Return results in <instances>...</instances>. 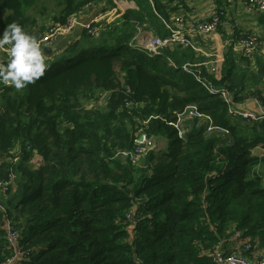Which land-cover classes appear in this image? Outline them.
Instances as JSON below:
<instances>
[{
	"label": "trees",
	"instance_id": "trees-1",
	"mask_svg": "<svg viewBox=\"0 0 264 264\" xmlns=\"http://www.w3.org/2000/svg\"><path fill=\"white\" fill-rule=\"evenodd\" d=\"M39 1L0 0L1 33L15 21L40 41ZM135 1L138 8L99 37L83 29L46 57L50 67L35 83L22 90L0 84V183L17 176L0 193V264L16 252L8 248L7 223L21 233L22 256L13 264H214L217 245L234 239L239 249L232 253L264 250V172L257 170L264 165V123L229 115L255 100L264 105V56L251 70L250 58L229 51L218 73L202 67L198 79L195 67L190 74L182 68L195 64L192 48H165L161 54L185 79L174 93L123 51L147 56L132 47L137 29L146 25L165 38L162 19L175 1L154 0L156 11L148 0ZM104 2L105 11L115 6L56 0L54 25ZM190 75L195 85H187ZM81 98L94 106L87 109ZM191 105L204 117L181 122V137L170 123ZM204 118L229 130L227 139L208 133ZM140 133L166 141L165 149L156 146L135 162L125 153Z\"/></svg>",
	"mask_w": 264,
	"mask_h": 264
},
{
	"label": "built area",
	"instance_id": "built-area-1",
	"mask_svg": "<svg viewBox=\"0 0 264 264\" xmlns=\"http://www.w3.org/2000/svg\"><path fill=\"white\" fill-rule=\"evenodd\" d=\"M150 5H153L154 0H148ZM167 1V0H163ZM232 1V0H230ZM81 13L76 16L71 17L66 24L55 25L51 26L52 28L47 29L45 34L41 37L39 43L42 47H46L49 45H54L60 40L61 38L70 35L73 31L77 28L78 24L80 23L81 15L85 13V9L89 10L91 5H86ZM245 6L248 12L258 11L261 15H264V0H247L245 1ZM222 11L215 9L213 10L211 16L207 18L206 21H195L191 27L185 31L186 22L182 17H175L172 20H163L166 29L169 31V35L165 38H161L158 36L152 37L149 41H147L146 47L142 48V50L147 54L149 58H152L154 54L158 53L159 51L169 48L171 46H187L188 48L191 47L195 52L202 54L208 62L205 63L207 66V70L210 73L216 74L218 73L221 68L222 64L225 62L224 57L221 58L216 53L205 52L201 47L194 44L193 41L190 40L189 37L200 34V35H212L217 32L219 27L222 25ZM224 17V16H223ZM107 17L103 18H95L94 21L83 24V28L87 31V33L93 37L97 38L101 35V33L106 30L109 23L112 21H106ZM176 26L178 28H176ZM1 33V30H0ZM230 38L228 41L227 47H231L234 52L238 53L240 56L246 58L249 57L251 60L254 59V55L261 54L264 56V39L260 36L252 34V33H245V34H237L235 30L230 31ZM138 38V34L134 37L135 41ZM4 52L3 50H0ZM6 55L7 53L4 52ZM0 63H3V56L0 57ZM194 64H188L183 67V71L187 72L188 74L191 73V67ZM196 78L201 79L198 75H195ZM212 92V91H211ZM229 115H231L234 119H243L244 122H252L254 124L264 123V112L259 114L254 113L252 111L246 110L239 111L236 109H230ZM178 120L176 122L170 123L172 127H175L179 131V135L181 137L185 136L184 134L186 131L182 130L181 122L186 119L191 118H199L203 119L204 116L198 111L196 105H191L190 107L186 108L184 112L177 114ZM208 121H211L210 118H204ZM216 131L218 134L224 136V134L228 135L229 130L219 128L213 124L211 121L210 126L208 127V133ZM137 146L136 148L131 151L130 153H125V155H131L132 159L136 162L141 158L146 157L150 150L155 149L157 146V140H148L147 136L143 133H140L139 138L136 140ZM17 181V176L15 173H10V180L6 181L5 183H0V193H6L10 190V188L14 185ZM1 210L4 211V208L1 207ZM8 229V248L14 249L15 255L8 260L7 264H13L17 258L22 256V252L18 249L21 233L18 232L11 223H7ZM242 235L236 234L235 237H241ZM250 247H246V251H249ZM214 264H264L263 260H254L250 259L247 256L241 255V253H232L227 255L224 252L223 246L221 244L217 245V248L214 252Z\"/></svg>",
	"mask_w": 264,
	"mask_h": 264
},
{
	"label": "crops",
	"instance_id": "crops-1",
	"mask_svg": "<svg viewBox=\"0 0 264 264\" xmlns=\"http://www.w3.org/2000/svg\"><path fill=\"white\" fill-rule=\"evenodd\" d=\"M160 1H163V0H160ZM174 1H175V3H173L174 5H171L170 8H168V10L171 11L168 21L172 20L175 17H182L184 21L186 22L185 31H187L191 27V25L195 23V21H206L207 18L211 16L213 9L214 10L219 9L220 11H222V14H223L222 16H225L224 17L225 20L223 21L224 22L223 26H220L216 33L212 35H208V36L195 34L189 37L190 40L194 42V44L201 47L207 53L208 52H211V53L218 52V54L219 53L221 54L223 51L225 55V53L227 52L229 53L230 51L235 56L239 55L238 53L234 52L231 47H228L229 49L227 48V45H228L227 43L230 38L229 36L230 32H228L226 28L229 27L230 25L235 28V32L237 34H240V33L245 34L246 31L248 33L253 32L255 33V35L262 36L263 38L262 37L261 38L264 39V23L260 20V18H262V15L258 11L248 12L245 6L246 0H232V1L230 0H174ZM42 2H45L43 6L41 7L40 6L41 4H39L38 8L35 7L34 10H38V13H39V12H43L41 10L42 8L46 9L48 7L49 8L47 10L48 14L45 15L44 17L48 15H52L53 17L55 14H57V10L58 11L60 10V8L55 5L56 0H43ZM49 3L53 5H49ZM113 3L115 5L114 8L111 10H107V11L104 10L105 7H108V4L106 2H104L103 4H95V6L93 5V7L89 8V10L85 9V13L81 15L80 23L78 24L77 28L73 31L72 34L67 35L61 38L60 40H58V42L56 43L57 46L54 44L55 45L54 47L56 49L53 53L55 54L58 53L59 47H62L60 43H63L65 40L68 43H70V41L77 40V37L83 33V29H84L83 24L92 22L95 20V18H98V17L103 18L105 16L109 18V20L111 19L110 21L115 22L127 12H131L132 10H134V8H138V5H136L135 0H113ZM153 6L155 10L154 3H153ZM39 7L41 9H39ZM52 7H53V10H52ZM245 12L253 13V14L256 13L258 14V17L250 18L248 20L242 21V24H243L242 27H240L238 24H235L229 19L231 17H234L235 19L237 18L239 20V18L240 19L241 17L243 18V14ZM115 14H117L116 18H115ZM110 16H112V18H110ZM236 22L238 23L239 21H236ZM143 26L146 27V25H143ZM236 26L240 27V29ZM144 27H141V28H144ZM176 28L178 27L176 26ZM168 34H169V31H168ZM172 47L177 48V50H180V48L185 49V50H180L181 52L182 51L186 52L187 50H191L190 49L191 47L188 48L187 46L177 45V46H172ZM158 53L154 54V57ZM194 53H195V64L193 65V67H195L194 68L195 74L199 76V73H201L202 67H206V69H208L205 64L208 62V60L202 54L195 52V51ZM45 57H49V55H46ZM167 60L170 63L175 65L173 60H169V59ZM260 105L261 104L257 100H255L252 103L248 104L247 107L244 109L246 110L248 109V110H251L257 113L264 112V110L260 108ZM188 122L191 123L192 120ZM248 134L252 135L253 133H251V130H250L248 131ZM218 136H219L218 138L221 139V141L227 139V137L221 136V134H218ZM159 141H164V140H159ZM222 246H223L224 251H227L230 253L238 251L239 249L238 241L236 239L230 242H227L225 244H222ZM240 252H243V251L240 250ZM249 258L250 259L252 258L254 260H263L264 250H257L256 252L252 253L251 257Z\"/></svg>",
	"mask_w": 264,
	"mask_h": 264
},
{
	"label": "clouds",
	"instance_id": "clouds-1",
	"mask_svg": "<svg viewBox=\"0 0 264 264\" xmlns=\"http://www.w3.org/2000/svg\"><path fill=\"white\" fill-rule=\"evenodd\" d=\"M0 50L7 53L0 63V84L22 90L41 78L50 67L38 39L13 21L0 33Z\"/></svg>",
	"mask_w": 264,
	"mask_h": 264
},
{
	"label": "rangeland",
	"instance_id": "rangeland-1",
	"mask_svg": "<svg viewBox=\"0 0 264 264\" xmlns=\"http://www.w3.org/2000/svg\"><path fill=\"white\" fill-rule=\"evenodd\" d=\"M44 3L45 2L39 1L38 5L41 4L40 6L42 7ZM49 5H53V4L49 3ZM152 7L154 8V6H152ZM48 9H49L48 7L46 9L42 8L41 10L43 12H39V13H42V14L39 15L38 22H39L40 28L41 29L44 28L43 34H45V30L46 29L52 28L51 26H55L54 25L55 23L52 20V15H48V16L44 17L45 15L48 14V11H47ZM52 10H53V7H52ZM57 13H58V10H57ZM116 15L117 14H115V18H116ZM224 17L222 16V19H221L222 22L225 20ZM255 17H258V14L245 12L243 14V18L241 17V19L239 18V20L237 18L235 19L234 17H231L229 19L232 22H234L235 24H238L240 27H242V25H243L242 21L248 20L250 18H255ZM110 18H112V16H110ZM110 20H109V18L106 19V21H110ZM236 21H239V22L237 23ZM223 23H222L221 26H223ZM113 24H114V21L112 23H109V25H111V26ZM236 27H238V26H236ZM240 27H238V28L240 29ZM226 29L228 30V32H230L231 30H235V28L232 27L231 25L229 27H227ZM136 33H138V38L135 41L136 43L132 44V47H136V48H140V46L145 48L146 44H147V41H149L152 37L156 36V35H153V33H152V35H151V33H148L145 30V27L144 28H141V27L138 28ZM251 33H253V32H251ZM253 34H255V33H253ZM260 37H262V36H260ZM138 44H140V45H138ZM123 53H126L128 58L131 61L135 62L136 64L141 65L142 67H144L151 75H154L158 79L166 82L169 85L170 89H172V88H177L178 89L179 82L180 83H182V82L185 83V79H182V74H183L182 71L178 70V67L176 65L170 63L167 60V58L164 56V54H161L162 51H161V53L159 52L155 57L153 56L152 58H148L144 53L139 52L136 49H125L123 51ZM213 53L218 54V52H213ZM218 56L223 58L225 56L224 52L222 51V53L221 54L219 53ZM254 57L255 58L252 60L253 66L251 67V70H255L254 61L259 57V54H258V56L255 54ZM247 58H249V57H247ZM185 78L188 79V81H189V83L187 85H190V84L195 85L194 84V79L195 78H193V76H191V75L190 76H185ZM171 91L174 92V93H178V90H175V89H172ZM81 100L83 102V105H85V107L87 109H89L90 107L94 106V102L90 103L88 99L81 98ZM260 108L262 110H264V105H260ZM249 111H251V110H249ZM191 120H192V118H191ZM200 123H202L201 119H200ZM200 125H198V126H200ZM245 126H246L245 132L248 133V131L252 130V128H250L251 125L246 123ZM157 147H159V149H165L166 141H159V139H157ZM262 154H263V158H264V150L262 151ZM257 170H259V172H264V165L262 164V165L258 166Z\"/></svg>",
	"mask_w": 264,
	"mask_h": 264
},
{
	"label": "water",
	"instance_id": "water-1",
	"mask_svg": "<svg viewBox=\"0 0 264 264\" xmlns=\"http://www.w3.org/2000/svg\"><path fill=\"white\" fill-rule=\"evenodd\" d=\"M61 44V46L62 47H65V46H68L69 44H68V42L65 40L63 43H60ZM55 45H49V46H46L45 48H44V53L46 54V55H49V56H51L52 54H53V52L55 51V47H54Z\"/></svg>",
	"mask_w": 264,
	"mask_h": 264
}]
</instances>
